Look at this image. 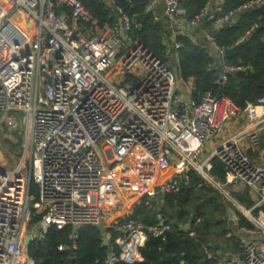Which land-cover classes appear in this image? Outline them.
<instances>
[{"label":"built area","instance_id":"built-area-1","mask_svg":"<svg viewBox=\"0 0 264 264\" xmlns=\"http://www.w3.org/2000/svg\"><path fill=\"white\" fill-rule=\"evenodd\" d=\"M100 1L112 15L110 21L99 23L83 0H0V131L20 123L25 135L16 166L0 169V264H34L24 249V235L42 240L49 228H72L70 243L57 249L76 251L79 229L86 225H104L106 242L111 238L108 228L118 233L103 264H133L149 236L165 239L171 227L164 220L143 225L124 217L105 223L106 197L118 200L119 194L138 186L127 197L133 202L141 195L153 200L178 192L181 183L189 185L190 170L213 185L235 212L228 235L239 240L238 250L225 256L205 248V258L215 264H264V165L243 148L259 147L264 95L241 108L208 91L196 102L193 81L185 82L184 96L176 94L169 62L132 36L140 24L131 0ZM146 1L144 11L164 23L165 56L176 54L183 47L181 38H189L219 55L209 68L220 71V81L244 70L227 62L216 33L264 0L229 9L225 0H206L192 16L181 0ZM242 114L253 125L207 151L228 122ZM138 153L151 162L153 176L141 175ZM215 158L226 167L222 182L210 173ZM168 165L169 175L153 182ZM237 183L255 195L252 207L233 196ZM256 208L262 213L254 215ZM34 214L41 218L29 228ZM240 216L250 225L240 224ZM199 222L190 223L186 234L193 236Z\"/></svg>","mask_w":264,"mask_h":264},{"label":"trees","instance_id":"trees-1","mask_svg":"<svg viewBox=\"0 0 264 264\" xmlns=\"http://www.w3.org/2000/svg\"><path fill=\"white\" fill-rule=\"evenodd\" d=\"M181 1L188 8L189 16H192L206 0ZM246 1L248 0H225L224 7L229 9ZM83 2L99 23L112 19V15L100 0H83ZM131 2L134 18L140 24L132 31L133 38L142 42L159 58L169 61L170 57L162 52L163 41L167 37V33L163 31L164 23L154 21V18L144 11L146 0H131ZM254 23L258 26L244 38L240 50L227 59L228 63L242 65L244 70L228 74L225 81L219 80V70L209 68L214 57L204 43H195L189 38H181L183 47L178 49L174 55L177 59V73L183 81L193 80L195 85L193 97L196 102L199 101L204 91H208L215 98L227 97L236 106L243 108L246 103H256L264 95V4L259 8L243 12L235 24L225 26L216 35L219 44L224 48H229L241 40ZM169 67L171 68L170 64ZM2 130H9L8 126L4 125ZM9 145H11V150L14 149L12 146L14 144L10 142ZM140 156L143 164L141 175L153 176L155 172L151 167V162L142 155ZM225 169V165L215 158L212 161L210 173L222 182L225 178ZM188 174L190 180L188 186L181 183L178 192L160 194L154 198V203L147 200L145 195H141L131 206L130 214L123 218V220L131 219L143 225L164 220L171 227L165 239L149 236L139 249L140 260L133 264H178L182 260L186 264H215V260L205 258V248L211 249L216 245L219 250L230 252L238 250L239 240L231 234L228 235L231 232L227 223L229 204L221 195L214 192L215 190L205 183L195 171L190 170ZM198 190L204 194L203 199L192 210L190 209L191 211L187 210L196 198L195 193ZM30 193L33 196L37 193V186L32 182ZM234 196L244 206L252 205L253 200L248 188L235 193ZM214 210H221V219L216 218L215 220L212 214L210 215V212ZM185 211L188 217L180 220ZM113 217L123 216L116 214ZM40 218V214H34L28 227L31 228ZM175 218H178L176 223L173 221ZM197 218L201 219L194 227V235H187L180 227L189 225ZM239 223L250 225L242 216H240ZM71 229L69 226L62 230L49 228L44 239L31 241L27 247V254L33 259L34 264H67V258L73 254L75 257L72 264H103L108 250L114 247L117 231L113 228H106L111 231V238L105 242L103 240L105 229L102 226H82L79 229L77 250L59 251L57 249L59 244L68 245L70 243L68 236Z\"/></svg>","mask_w":264,"mask_h":264},{"label":"crops","instance_id":"crops-1","mask_svg":"<svg viewBox=\"0 0 264 264\" xmlns=\"http://www.w3.org/2000/svg\"><path fill=\"white\" fill-rule=\"evenodd\" d=\"M235 54L227 57L225 55V52H224L223 55H224L225 59L227 60L228 58L234 56ZM211 55L214 57V59H218V57H219L218 54H211ZM181 81H182V83H183V85L185 87V82H187V81H183L182 79H181ZM192 81H193L192 79L189 80V82H192ZM249 125H253V122H250L248 119L244 118L243 114L241 116H237L235 119H232L231 121L228 122V124L226 126L227 128L221 132V134L219 135V138L217 140H215L213 143L208 145V147H207L208 150L207 151H210L212 148L216 147V145L222 139L232 135L234 133L233 131L236 132L237 129H239L241 127H246V126H249ZM263 136H264V131H261V133H260V143H259V147L257 149H254V150L250 149V148H248L247 144H243V148H246L247 153L249 154V156L254 160V162H256L257 164H260V165H264V144H263L264 140L262 139ZM170 170H171V166L168 165L167 169H164L161 172L158 171L159 173L155 177L153 182H156L157 180L162 179L163 177H166L167 175H169ZM243 189L244 188L240 184L237 183L231 189L233 196H234L235 193H240ZM119 195L120 196L118 197V200H116V198H113L110 195L108 197H106V200H105L104 205H103V218H104L105 223L110 222L111 219L114 218L113 215L120 214L123 217H125L126 215L130 214V212H131L130 209H131V206L134 203L133 202L134 200L132 198H130V199L127 198V196H125V195H121V194H119ZM249 195H250V192H249ZM250 196H251V199L253 200L252 205H251V207H252L254 205L255 201H256V197L252 193H251ZM260 213H262V210H260L259 208H256L253 211L254 215H258ZM107 218L109 219L108 221H107ZM227 223H228V213H227ZM100 226H102V228H104V225H100ZM187 227H188V224L183 225L180 228L183 229L184 231H186ZM104 235H105V231H104ZM33 236H34V234H33ZM31 241H38V240H35V239L33 240L31 238ZM214 249L217 250L220 254L225 255V256L231 253L230 251L227 252V251H224V250H219L216 245L214 246ZM26 252H27V248H26Z\"/></svg>","mask_w":264,"mask_h":264},{"label":"rangeland","instance_id":"rangeland-1","mask_svg":"<svg viewBox=\"0 0 264 264\" xmlns=\"http://www.w3.org/2000/svg\"><path fill=\"white\" fill-rule=\"evenodd\" d=\"M201 34H202L201 31H197L195 33L196 37H200ZM174 55L175 54L172 53L169 56L170 58H169L168 62L171 65V69L175 73V76H176L175 77V93L178 95L184 96L185 95V87L181 81V78L178 77L177 59L174 57ZM122 83H124V82H122ZM241 128L237 129L236 131L240 130ZM8 129L9 130H6V131L1 129V131H0V169L1 170H9V169L14 168L16 166L18 160H19V157L23 154V151H24V141H25L24 127L20 123H18V124L16 123V124L8 126ZM233 132H235V131H233ZM262 139L264 140V136ZM10 142L12 144L16 145V146L12 145L14 147V149H12V150L10 149L11 148V145H9ZM127 164H128L127 168L129 167L128 172L130 170L131 172H133V175L135 176L136 171L133 170L132 163L127 162ZM27 167L28 166L26 164V168L22 170V172L25 174L27 173V169H28ZM31 182L36 184L34 182V180H32ZM205 183L209 184V186L215 190L214 192L221 195V193L217 189H215L213 185H211L207 181H205ZM129 184H132V183L129 182ZM138 188H139V186H138ZM138 188L127 189L125 191L126 195L125 194L124 195L127 197H128V195L132 196L135 194V192L138 190ZM204 190L206 191V189H204ZM229 194H230V192H229ZM203 196H204V194L201 193V190L196 191V193H195L196 198L193 200V202L190 204V206L187 210H190V209L192 210L194 208V206L198 202H200L201 199H203ZM29 205L31 206V203ZM220 211L221 210H218V211L214 210V211L210 212V215L212 214V216L215 218V220H216V218L221 219L222 215H221ZM187 217H188V214H187V211H185V213L182 215V219H180V220H185V218H187ZM108 220L109 219L107 218V221ZM173 221H174V223H176V221H178V218H175ZM213 239H215V238H213ZM226 251L228 252L229 250H226Z\"/></svg>","mask_w":264,"mask_h":264},{"label":"water","instance_id":"water-1","mask_svg":"<svg viewBox=\"0 0 264 264\" xmlns=\"http://www.w3.org/2000/svg\"><path fill=\"white\" fill-rule=\"evenodd\" d=\"M14 19H20L19 15H15ZM201 20H204V18H202ZM188 28V27H187ZM243 45V42H237L234 46L229 47V48H225V55L227 57L235 54ZM152 203L155 202V200H151ZM227 213H228V227L231 228L232 226V217L234 216V210L231 208H227ZM31 241V236L29 234H25L24 235V249L26 250V248L28 247L29 242ZM73 259L71 257L67 258V264H72Z\"/></svg>","mask_w":264,"mask_h":264}]
</instances>
